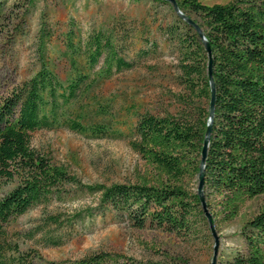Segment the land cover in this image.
Wrapping results in <instances>:
<instances>
[{
    "label": "trees",
    "instance_id": "obj_1",
    "mask_svg": "<svg viewBox=\"0 0 264 264\" xmlns=\"http://www.w3.org/2000/svg\"><path fill=\"white\" fill-rule=\"evenodd\" d=\"M40 1L46 0H17L14 5L34 9ZM150 1L173 11L172 20L161 25L178 54L180 91L173 112L135 110L123 118L103 99L109 80L153 52L138 44L150 30L136 20L86 35L72 20L60 49L49 46L51 34L43 26L38 70L0 99V188L7 187L0 196V264H160L108 251L43 261L35 250L22 249L7 228L39 207L45 208L42 222L28 234L39 236L45 246H61L78 222L106 214L136 229L183 239L206 234L197 175L211 99L208 56L197 32L171 3ZM176 1L202 27L212 50L216 102L204 196L215 223L223 225L235 221L248 201L264 195V0ZM4 3L0 0V7ZM62 128L89 139L126 138L145 162V173L135 182L82 183L32 147V133ZM80 195L96 196L95 206L69 216L47 210ZM238 240L241 247L217 256L216 264H264V205L242 227Z\"/></svg>",
    "mask_w": 264,
    "mask_h": 264
},
{
    "label": "rangeland",
    "instance_id": "obj_2",
    "mask_svg": "<svg viewBox=\"0 0 264 264\" xmlns=\"http://www.w3.org/2000/svg\"><path fill=\"white\" fill-rule=\"evenodd\" d=\"M0 7V99L6 97L39 68L41 30L51 34L49 46L62 48L61 35L72 20L86 35L116 23L129 26L136 20L144 32L138 42L152 49L138 66L116 74L102 89L104 100L114 104L120 117L133 111L163 115L176 108L178 54L165 40L161 25L172 20V7L150 0H46L32 9L27 4L15 6L17 0H4ZM207 5L226 4L232 0H200ZM153 45H151V42ZM58 63V62H57ZM31 144L54 163L63 165L84 184L135 182L146 171L145 162L126 138L89 139L68 129L40 130L32 133ZM7 187L0 188V196ZM96 196L80 195L56 202L47 210H59L66 216L95 206ZM264 205V195L250 200L233 222L215 223L219 237L218 256L239 249V234L245 223ZM45 208L28 211L7 226L10 237L22 249L39 253L43 261L77 259L94 252L108 251L138 261L160 264H211L215 240L209 225L199 238L183 239L175 234L151 228L136 229L113 214L96 215L78 222L61 246H45L29 232L42 222Z\"/></svg>",
    "mask_w": 264,
    "mask_h": 264
},
{
    "label": "water",
    "instance_id": "obj_3",
    "mask_svg": "<svg viewBox=\"0 0 264 264\" xmlns=\"http://www.w3.org/2000/svg\"><path fill=\"white\" fill-rule=\"evenodd\" d=\"M172 4L175 12L177 15L183 19L185 22H187L191 27L194 28V30L197 32L199 38L201 39L204 49L208 56V64H207V77L210 84V90H211V99L209 104V117H208V123L207 128L203 140V145L201 149V160L199 164V172L197 175V194L199 196L201 206L204 212V216L206 217L209 228L211 231L212 236L215 240V246H214V254L212 257L211 264H216L217 256H218V246H219V237L217 235V232L215 230V221L214 218L209 211L207 207V203L204 196V183H205V169H206V160L208 155V148L211 140L212 135V128H213V120H214V113H215V102H216V88H215V82L213 78V56H212V50L209 41L207 40L206 34L203 31L202 27L195 22L192 18L185 15L179 8V5L176 0H165Z\"/></svg>",
    "mask_w": 264,
    "mask_h": 264
}]
</instances>
